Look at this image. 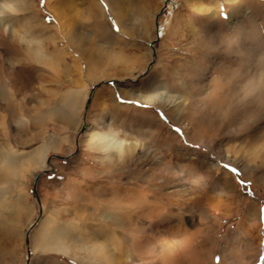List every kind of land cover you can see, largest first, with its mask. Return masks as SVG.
Listing matches in <instances>:
<instances>
[{
    "label": "rangeland",
    "instance_id": "374dc122",
    "mask_svg": "<svg viewBox=\"0 0 264 264\" xmlns=\"http://www.w3.org/2000/svg\"><path fill=\"white\" fill-rule=\"evenodd\" d=\"M253 39L264 0H0V145L61 140L0 204V264H264V107L225 100L264 70ZM70 89L76 123L51 114ZM41 217L68 254L37 247Z\"/></svg>",
    "mask_w": 264,
    "mask_h": 264
},
{
    "label": "bare ground",
    "instance_id": "6f19581e",
    "mask_svg": "<svg viewBox=\"0 0 264 264\" xmlns=\"http://www.w3.org/2000/svg\"><path fill=\"white\" fill-rule=\"evenodd\" d=\"M166 13H167V15H170V10H168ZM157 33H158V35H160L162 33V27L158 26ZM258 39H259V37H258ZM258 39H253V43L257 44V45H255V47H253V49L256 48L254 57H262L261 55H264L262 53V51H260L258 49L259 48L258 44H260ZM253 49L249 48L250 52ZM231 51L232 50L229 49V52H231ZM241 64L244 65L243 61ZM240 66H242V65H240ZM242 68L246 69V66L244 65V67L242 66ZM230 71H232L231 72V73H233L232 75L236 74L235 73L236 70L235 71L230 70ZM242 73H245V76H246L245 80L243 82H240V83H243V86L239 87V89H237L234 86L232 88L231 92L227 93L225 100H234V101L236 100V101H238V99H241L242 103L244 102V104H245V103H247V101H245V99L247 98L249 100V102H252V101L256 102V104H257L256 108H263L264 107V70H262L260 73H258V72L257 73H249V72H246L244 70V71H242ZM238 76L239 75H237L234 78L236 79ZM240 77H241V75L238 78H240ZM241 89L244 90L243 94L241 93V97H238L239 95L235 96V93L239 94L238 91H240ZM243 90H241V91H243ZM1 92H3V91H1ZM252 92L258 93V99H253L254 97H252V95H251ZM80 94L81 93L76 89L75 90L70 89L68 91L66 90V92L59 99L60 105H61L60 108L51 111V114L55 115L57 113L56 115H58L57 116L58 119H61V120L64 119L65 121L68 120L71 123H73V120H74V123H76L75 120L77 119V121H78L79 117L73 116V115H75L76 112L71 113V111H73L72 107H73V103L75 102L74 98L80 97ZM161 96H162V99L164 100L165 99L164 94H161L160 97ZM223 97L225 98V95H223ZM142 99L144 101L146 100L145 98H142ZM154 100H152V101H154ZM66 106L68 109L66 108ZM74 106H75V104H74ZM247 111H248L247 114L249 116H254L255 114L260 113L258 109H249ZM254 117H256V115ZM231 119L232 118H230V120ZM245 119H246V117L244 115L243 127H242L243 129L248 126V123L246 122ZM223 122H221V123H223ZM67 124H69V123H67ZM90 128L91 127L89 126V123L87 125H85V130H84L83 135H87ZM95 137H97L98 141L100 142V145H101L103 151H105V152L108 150L113 151L114 149L116 150L117 148H118L117 149L118 151L121 150V148H120L122 145L121 142H117V140L115 139V137L113 135H111V133L109 134L106 132H101V133H98L97 135H95ZM60 143H61V140H59L58 137L51 135L49 140L46 143L40 144L37 147H35L34 149H32L31 151H28L26 153L12 149L10 147H6V146H4V144L0 145V204L3 201H5V199L7 197H9V198L11 197V199H12V195H16V196H14V198L19 197L20 194H18L16 188L23 181V174L24 173L29 172V171H33V172L36 171L38 173H42L44 171L50 170V167H49L50 165L47 162L48 161L47 160V153L49 150H58L60 148V145H61ZM35 176H34V178H35ZM48 222L49 221H47V218L41 217V220L38 224V229H36L37 235L35 236L36 237L35 242H36L37 247H39L40 250L43 252H50V253L54 252V253L68 254V251H69L68 247L64 245V239L68 233V229L64 225L68 226L67 225L68 223H66L64 225L63 224L58 225L57 224L58 222H57L56 225L48 227L47 226ZM55 222L56 221H54V223ZM179 230H180V227H177V226H176V228H173V229H171V228L167 229L168 233L170 232V234L171 233L174 234ZM101 245L104 246L103 244H101ZM165 251H164V253H165ZM101 253L103 255L101 256L100 261H98V262H96L94 260L89 261V262L88 261L87 262L81 261V263L82 264H113L115 257H113L112 254H109L108 252H106V250L104 252H101ZM166 253H168V252L166 251ZM96 255H98V254H96ZM114 264H116V263L114 262Z\"/></svg>",
    "mask_w": 264,
    "mask_h": 264
},
{
    "label": "water",
    "instance_id": "95a60500",
    "mask_svg": "<svg viewBox=\"0 0 264 264\" xmlns=\"http://www.w3.org/2000/svg\"><path fill=\"white\" fill-rule=\"evenodd\" d=\"M159 38V35L157 33V37L156 39L153 41V43L150 44V47L152 48L153 47V44L154 42H156ZM154 51L152 50V59H154ZM90 99H91V93L88 95V98H87V102H86V105H85V110L87 109V106L89 105V102H90ZM75 144H77V139L75 140ZM48 163H49V160H48ZM37 178V175L35 176V179ZM33 226V224L29 227V229L26 231L25 233V244H26V247H27V257L29 256L30 252H29V249H28V242H29V239H28V235H29V230L30 228Z\"/></svg>",
    "mask_w": 264,
    "mask_h": 264
},
{
    "label": "crops",
    "instance_id": "0c3cea01",
    "mask_svg": "<svg viewBox=\"0 0 264 264\" xmlns=\"http://www.w3.org/2000/svg\"><path fill=\"white\" fill-rule=\"evenodd\" d=\"M13 110H14V108H13ZM12 113H13V112H12ZM56 118H57V117H56ZM59 122L62 123V121H60V120H59ZM70 124H71V123H70ZM70 124H68V125L71 126Z\"/></svg>",
    "mask_w": 264,
    "mask_h": 264
},
{
    "label": "snow or ice",
    "instance_id": "6c2138e0",
    "mask_svg": "<svg viewBox=\"0 0 264 264\" xmlns=\"http://www.w3.org/2000/svg\"><path fill=\"white\" fill-rule=\"evenodd\" d=\"M235 171V170H234Z\"/></svg>",
    "mask_w": 264,
    "mask_h": 264
}]
</instances>
